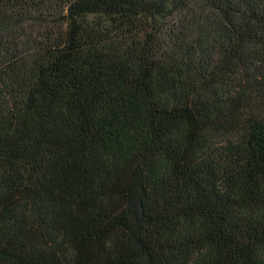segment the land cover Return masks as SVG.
Returning <instances> with one entry per match:
<instances>
[{
	"label": "trees",
	"instance_id": "trees-1",
	"mask_svg": "<svg viewBox=\"0 0 264 264\" xmlns=\"http://www.w3.org/2000/svg\"><path fill=\"white\" fill-rule=\"evenodd\" d=\"M0 264H264V0H0Z\"/></svg>",
	"mask_w": 264,
	"mask_h": 264
}]
</instances>
